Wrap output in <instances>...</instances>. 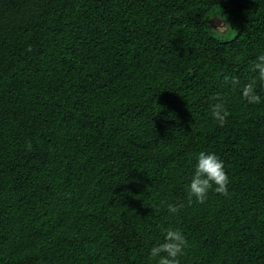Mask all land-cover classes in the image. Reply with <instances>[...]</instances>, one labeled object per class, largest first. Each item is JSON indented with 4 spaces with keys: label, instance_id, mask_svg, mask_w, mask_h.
<instances>
[{
    "label": "trees",
    "instance_id": "obj_1",
    "mask_svg": "<svg viewBox=\"0 0 264 264\" xmlns=\"http://www.w3.org/2000/svg\"><path fill=\"white\" fill-rule=\"evenodd\" d=\"M261 54L264 0H0V264H156L168 228L180 264H264ZM200 151L230 195L189 204Z\"/></svg>",
    "mask_w": 264,
    "mask_h": 264
},
{
    "label": "clouds",
    "instance_id": "obj_2",
    "mask_svg": "<svg viewBox=\"0 0 264 264\" xmlns=\"http://www.w3.org/2000/svg\"><path fill=\"white\" fill-rule=\"evenodd\" d=\"M28 51H31V46ZM250 71L256 73V76L241 87V97L248 104H259L262 101V96L258 94L257 88L259 87L260 92H264V54L256 58ZM224 80L225 83L230 82L233 87L240 84L236 77L225 76ZM211 100L214 101L211 105V116L219 126L223 127L230 112L219 94L213 95ZM27 147L29 150L31 149L30 142ZM228 184L229 178L224 170L223 161L215 153L200 151L196 156L194 173L188 186V203H192L193 197L196 202L204 203L209 190L228 196L230 195ZM182 207H184L182 203L168 204L167 210L170 213H177ZM186 247L187 240L181 230L168 228L164 230L163 242L151 247L149 256L156 260V264H180L179 257L184 254Z\"/></svg>",
    "mask_w": 264,
    "mask_h": 264
},
{
    "label": "rangeland",
    "instance_id": "obj_3",
    "mask_svg": "<svg viewBox=\"0 0 264 264\" xmlns=\"http://www.w3.org/2000/svg\"><path fill=\"white\" fill-rule=\"evenodd\" d=\"M212 19L213 18L209 19V23H210V20H212ZM212 24L215 26V27L214 26H212V27L218 29L221 32L219 34L222 35V36L230 37L234 33V31H232V30L228 31L226 29V26L221 22V20L219 18H216L215 20H213Z\"/></svg>",
    "mask_w": 264,
    "mask_h": 264
}]
</instances>
